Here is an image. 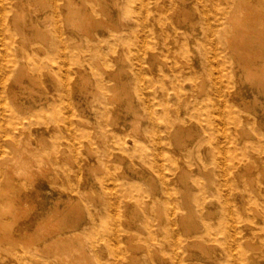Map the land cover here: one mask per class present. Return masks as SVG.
I'll return each instance as SVG.
<instances>
[{"label": "bare ground", "instance_id": "bare-ground-1", "mask_svg": "<svg viewBox=\"0 0 264 264\" xmlns=\"http://www.w3.org/2000/svg\"><path fill=\"white\" fill-rule=\"evenodd\" d=\"M22 1L15 0L16 3ZM179 1V4L173 5L170 3L172 0H131L128 6H124L131 12L134 19L128 27L130 35L126 32L115 35L120 39H131L137 44V51L133 57L137 102L133 105L132 100L129 101L128 107L137 117L135 126L137 133L142 138H149L146 142L149 147L145 149L142 146L143 142L137 136L132 140L125 137L124 141L127 143L131 141L134 149L131 152L123 146L121 153L142 154L145 149L146 152L143 154L149 155V158L153 156V159L147 164L151 173L150 180L147 182L149 190L147 195L141 185L136 182H130L129 188L122 183L118 187H111L110 182L114 180L110 179L109 173L99 178L101 187L106 193V202L101 206L100 211L106 212L107 215L102 217L98 232L100 239L110 245L112 251L118 250L117 229L112 222L117 208V199L119 197L143 198L146 203L147 197H155L158 189L153 182L155 178L160 181L161 186V196L157 199V207L160 208L162 204H166L167 207V223L162 224L159 217L157 231H164L161 238L170 247V257L174 259L180 257L182 245H186L190 238L196 236L187 235V233L196 228L193 219L196 213L195 201L205 197V193L199 189L193 191L192 184L187 182L189 160L179 154L172 155L167 148L174 151V148L186 146L190 142L191 155L197 167H200L197 151L200 145H205L207 152H212L211 163L219 167L220 186L225 184L230 191H238L231 180L234 179L240 184L241 173L253 167L254 151L257 157L264 161V132L261 130L250 132L252 137L247 139L243 138L242 133L243 125L248 121L264 123V0ZM46 5L50 8V12H46L42 17L43 27L47 31L43 38L47 45L46 47L38 46L44 52L38 55L40 62L37 63L23 59L25 51L8 26L9 5L3 4L0 8V182L7 181L11 187L17 188L18 194L25 191L28 183L35 188L34 168L36 165H46L43 152L30 140L32 131H41L42 136L47 130L51 131L55 128L65 130L63 133L51 131L53 145H57L59 139L69 141L62 147V151H74L75 154H80L75 140L83 141L87 135V130L72 124L73 110L66 102L71 80L69 62L74 60L80 65L84 53L68 50L65 45L58 23L60 0H49ZM74 12L75 16L72 18L75 20L88 19L87 15L79 13L78 9ZM49 19L53 20L52 25ZM10 20L15 23L16 17L13 16ZM164 23L168 25L167 29H163ZM32 25L36 26L33 21ZM49 31H52L53 39ZM39 32L40 30H37L38 36ZM110 38L111 36H106L104 39L108 41ZM71 43L72 41L69 45ZM144 45H146L145 50ZM142 51H149L151 56L159 52L168 54L171 61L167 69L165 71L158 69L153 58L144 62ZM42 64H46L52 77L64 80V88L60 93V102H51L49 108L33 109V112L39 115L37 120L22 114L26 107H23L18 100L15 86L23 84L19 75H29L25 70L26 65L39 70ZM98 80L102 82L101 84L106 82L102 77ZM244 82L248 83L247 90L244 88ZM144 90L148 91L149 96L144 94ZM149 97L161 109V115L153 112ZM177 103L181 104L183 114L173 107ZM170 106L173 108L170 109ZM139 107L148 109L149 112L150 122L144 131L139 126L143 116ZM77 120L80 121L78 118ZM186 123H195L198 127L196 132H193L190 127L184 129ZM26 124H33V127L28 129ZM168 134L173 137V145L167 140ZM183 135L188 137L189 141ZM236 143L246 148V154H243L242 160L237 162L243 168L235 163V159L240 155ZM10 151L11 155L8 153ZM3 156L5 158H1ZM164 157L170 161L169 164H164ZM58 168L63 172L68 170L64 164L58 165ZM262 177L264 178V173ZM253 179L254 173H249V183L264 204V189L255 188ZM170 181L177 183L178 203H176L177 198ZM193 181L196 185L197 177H194ZM73 188L74 186L69 189L72 193ZM209 190L213 192L215 189L210 187ZM224 194L221 188H217L208 197L207 203H215L217 199L223 198L221 209L233 217H238L233 201ZM0 196L5 203L4 207L0 208V213L5 210L10 211L12 202L8 199L6 191L0 192ZM59 199L60 197L54 201L44 217L36 221L33 234L24 244L29 245L32 240L45 238L46 251H51L62 261V264H86L82 238L86 234L90 236L94 234L97 222L92 221L86 231L79 230L78 228L87 226L82 208L76 200L71 198L65 200L61 207ZM238 200L243 209L244 200L252 202L255 199L253 193L244 194L241 190ZM262 211L264 212V207ZM224 218H220L215 227L207 226L203 234L213 235L215 231L221 229V226L223 228ZM261 218H264V214ZM178 222L182 225L181 232L175 227ZM0 224L9 232L12 231V223L0 219ZM29 224L30 222H26L21 230L26 232ZM104 225L105 228H103ZM63 230L66 231L63 232ZM222 231L221 234L225 238L230 235L233 237V240L228 243L231 245L236 240L234 231L231 233L227 227H224ZM9 237L13 241L12 247L15 248L18 244L17 238L12 237L11 234ZM152 239L155 254L161 257V251L156 244L160 239ZM76 241L82 246L77 245ZM245 241L249 243L250 240ZM0 249L3 250V252L0 251L1 264L7 259L9 251H5L3 244H0ZM27 253L28 251L18 249L16 254L11 255L8 263L46 264L44 260H39L35 255H27Z\"/></svg>", "mask_w": 264, "mask_h": 264}, {"label": "rangeland", "instance_id": "rangeland-1", "mask_svg": "<svg viewBox=\"0 0 264 264\" xmlns=\"http://www.w3.org/2000/svg\"><path fill=\"white\" fill-rule=\"evenodd\" d=\"M130 1L60 0L58 23L65 45L68 50L84 53L80 65L74 60L69 62L71 80L66 102L73 110L72 124L87 130V135L83 141L75 140V145L80 150V154H75L74 151H62V147L69 141L65 142L59 139L57 145H53V140L50 137L51 131L63 133L65 130L60 128L47 130L42 136L40 135L41 131L31 132L30 140L35 147H39L43 152L46 165L35 166V188L29 186L28 183L25 191L20 194H18L17 188L11 187L7 181L1 180L0 182V192L6 191L8 199L12 202L10 211L5 210L0 213L1 220L12 223L11 232L0 224V244L4 245L5 251H9L7 259L1 264H9V258L16 254L18 249L28 251L27 255L33 254L39 260H44L43 262L46 264H62V261L55 257L51 251H46L47 248L44 245L47 240L45 241V238L32 240L29 245L24 244L33 234L36 221L47 214L58 197H60L59 205L61 207L65 200L71 198L76 200L82 208L87 226L78 228L79 230L86 231L92 221L97 222L94 234L92 236L86 234L82 238L86 264H264V218H261V215L264 214L262 211L264 204L261 202L262 198L255 194L248 180V174L254 173L255 188L264 189V178L262 177L264 161L257 157L256 151L252 155L253 167L241 173V185L234 179L231 180L238 191H230L225 184L220 186L219 167L211 163L212 152H207L205 145L199 144L197 151L200 167H197L191 155L190 142L186 146L174 148V151L167 148V151L172 155L179 154L189 160L187 182L192 184L193 191L199 189L205 193V197H200L195 201L196 213L193 215V219L196 228L187 233V235L196 236L190 238L186 245H182L180 257L176 259L170 257V247L161 238L164 231H157L159 217H161L162 224L167 223L166 204H162L160 208L157 207V199L161 196L160 181L157 178L153 181L158 187L155 197L148 196L146 203L143 198L128 197L123 199L119 197L117 199V208L112 222L117 229L118 250L112 251L110 245L100 239L98 226L102 217L107 215L106 212L100 211L101 206L106 202L105 190L99 182L101 176L109 173L110 179L115 181V183L114 181L110 182L111 187H118L122 183L129 188L130 182H136L141 185L146 195L149 193L147 182L150 180L151 173L147 164L152 162L153 156L149 158V155L143 154L146 152V147H149L146 143L149 138H142L137 133L135 128L137 117L128 107L129 101L132 100L133 105L137 102L133 75L135 65L133 57L137 51V44L131 39L124 40L115 36L120 32L130 35L128 27L134 22V19L131 12L124 8L125 5L128 6V3H131ZM48 2L49 0H23L16 3L15 0H0V8L3 4L9 5L8 26L15 33L16 40L25 51L24 60L40 62L38 55L44 52L41 47L47 45L43 38L47 31L43 27L42 15L50 12V8L46 5ZM170 3L176 5L180 1L172 0ZM75 9H78L79 13L87 15L88 21L86 18H80V20L72 18L75 16ZM13 16L16 17L15 23L10 20ZM32 21L36 26L32 25ZM49 22L52 25L53 20L49 19ZM16 24H18V28ZM117 24L118 26H115ZM167 28L168 25L164 23L163 29ZM37 30H40L39 36ZM49 35L53 39L52 31H49ZM106 36H111V38L106 41L104 39ZM70 41H72L71 45H69ZM145 48L146 45L143 49L145 50ZM141 55H143L144 62L153 58L155 65L162 71L167 69V65L171 61V57L162 52L151 56L149 51H142ZM25 70L29 75H19L23 84L15 86L17 97L23 107H26L22 114L38 120L39 115L33 112V109L37 107L49 108L51 102H60L64 80L52 77L46 64H42L39 70L26 65ZM99 77H102L106 82L101 84L102 82L98 80ZM243 85L247 90L248 83L244 82ZM147 93L148 91L144 90V94ZM150 101L153 112L161 115V109L151 99ZM173 107L183 114L184 110L180 103ZM173 107L170 106V109ZM256 107L258 108V105ZM249 110L253 111L252 108ZM139 111L143 114L139 126L144 131L150 122L149 112L148 109L142 107H139ZM246 123L242 129L244 139L252 137L250 132L258 130L264 132V123L251 121ZM26 127L30 129L33 124H26ZM186 127H190L193 132H196L198 128L195 123H186L184 129H187ZM227 128L229 127L227 126ZM135 136L143 142L142 146L145 149L142 154H122L123 146H126L131 152L134 149L133 143L125 142L124 138L132 140ZM183 137L188 140V137L184 135ZM167 140L173 145V137L170 134L167 135ZM236 144L240 155L235 159V163L242 160L243 154H246V148L240 146L239 143ZM8 153L12 154L11 151ZM1 158H5V156ZM163 162L165 165L170 163L165 157ZM60 164L66 165L68 170L63 172L58 168ZM237 165L243 168L240 163ZM194 177H197L196 185L193 181ZM170 182L175 191L176 203H178L177 183ZM72 186H74L73 193L69 191ZM210 187H214L215 190L210 192ZM217 188H221L225 193L224 196L227 195L233 201V207L238 217H233L221 209L223 198L217 199L215 203H207L208 197ZM241 190L244 194L253 193L255 199L252 202L244 200L243 209L238 200ZM26 194L28 195L26 196ZM30 201L31 203H29ZM4 205L0 196V208ZM24 210L27 212L24 213ZM222 217H225L222 225L227 227L231 233L234 231V236H236V240L231 245L228 243L233 240V237L231 235L228 238L222 236L221 233L224 229L222 226L213 235L203 234L207 226L215 227ZM26 222H30V224L27 231L23 232L21 229ZM175 227L179 232L182 231L181 223H176ZM9 234L17 238L18 244L15 248L12 247L13 241ZM152 238L160 239L156 244L161 251V257L155 254ZM248 239L249 243L245 241ZM75 243L82 246L78 241ZM36 248L37 250H35ZM0 251L3 252L1 249Z\"/></svg>", "mask_w": 264, "mask_h": 264}]
</instances>
